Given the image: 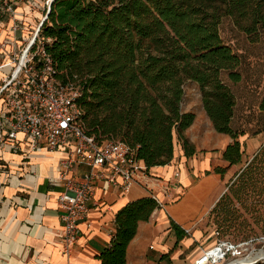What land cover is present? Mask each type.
Returning <instances> with one entry per match:
<instances>
[{"label":"trees","instance_id":"1","mask_svg":"<svg viewBox=\"0 0 264 264\" xmlns=\"http://www.w3.org/2000/svg\"><path fill=\"white\" fill-rule=\"evenodd\" d=\"M43 16L33 45H45L61 82L80 88L84 127L98 143H126L146 171L169 164L176 143L186 158L193 156L185 130L194 114L181 109L183 85L192 81L213 128L231 138L221 159L240 162L238 138L245 132L232 127L236 103L222 75L238 83L241 57L222 41L219 24L232 17L247 35L256 36L264 31V0H53ZM258 107L264 112V97ZM258 176H264V148L236 181L245 186ZM156 209L151 196L120 208L113 235L97 255L100 264H126L138 223ZM170 228L178 241L188 236L173 221Z\"/></svg>","mask_w":264,"mask_h":264},{"label":"crops","instance_id":"2","mask_svg":"<svg viewBox=\"0 0 264 264\" xmlns=\"http://www.w3.org/2000/svg\"><path fill=\"white\" fill-rule=\"evenodd\" d=\"M15 4L25 23L32 22L45 9L31 8V0L21 4L15 1ZM4 21L9 33L14 35L9 27L13 20L5 17ZM1 32L4 29L0 31V40L4 37ZM181 109L194 114L185 136L196 152L186 158L180 144L176 143L174 158L169 164L150 167L151 175L165 181H173L174 172L178 171L174 188L178 200L154 210L149 220L138 223L136 234L126 250V264H184L182 260H185L190 246L203 237L201 230L191 229L188 236L178 241L168 217L184 230H190L184 226L190 225L209 207L220 176L207 171H210L212 161H223L221 151L231 138L213 128L203 107L198 112ZM64 156L60 150L40 148L30 151L24 145L16 152L0 149V264H100L97 255L108 244L110 233L115 229L116 212L128 202L150 195V180L147 187L134 184L125 193L106 181H97L93 200L89 203L90 224H79L81 233L66 252L60 236L62 226L57 209L62 185L52 182ZM85 170L87 168L81 166L74 172L80 175ZM153 189L161 197L159 189ZM198 230L200 235L196 236ZM200 248L201 252L207 249L206 246ZM197 256L194 250L187 264H193L199 258Z\"/></svg>","mask_w":264,"mask_h":264},{"label":"built area","instance_id":"3","mask_svg":"<svg viewBox=\"0 0 264 264\" xmlns=\"http://www.w3.org/2000/svg\"><path fill=\"white\" fill-rule=\"evenodd\" d=\"M4 16L15 17L13 0H0V31L4 27ZM41 23L26 45H4V39L0 40V149L16 152L24 145L30 151L43 148L64 152L59 162L61 168L52 182L62 185L57 209L62 226L60 236L67 252L81 233L79 224H90L89 203L97 181H106L125 193L134 184L147 187L150 180L149 196L157 203V209H163L178 200L174 195L178 171L174 172L173 181H165L146 171L126 143L119 140L98 143L86 133L83 110L77 104L80 88L61 82L45 45H33ZM17 28L14 24L13 29ZM81 166L87 170L76 174L74 171ZM153 188L159 189L161 197ZM246 245L247 242L215 240L194 264L204 259L205 264H228L246 259L253 255L250 252L239 256V249ZM215 250L218 256L211 255Z\"/></svg>","mask_w":264,"mask_h":264},{"label":"rangeland","instance_id":"4","mask_svg":"<svg viewBox=\"0 0 264 264\" xmlns=\"http://www.w3.org/2000/svg\"><path fill=\"white\" fill-rule=\"evenodd\" d=\"M15 1L21 4L26 0H13L14 3ZM47 1L31 0V8H46ZM17 7L15 4V17L11 18L13 23L9 27L14 35L19 37L10 34L8 25L4 24V45H26L34 36L43 17L42 11L32 22L25 23L24 16L17 15ZM14 24L17 29H13ZM219 35L222 41L241 57V80L232 84L225 75H222V79L229 84L235 98L232 127L238 132H245L238 138L242 156L236 165H229L226 161L211 162L208 174L215 173L216 167L224 169V172L216 173L220 179L209 207L198 214L190 225L184 226L190 229V233L191 229H199L203 233L200 242L190 246L185 260H182L184 264L188 263L194 250L199 256L202 253L200 247L209 248L216 239L247 241V245L239 249L240 257L264 250V176L255 177L246 182L245 186L236 181L238 174L250 163L254 155L264 148V133L260 132L264 130V112L258 107L264 97V31L258 32L256 36L247 35L232 17H223L219 24ZM18 39L21 42L18 43ZM183 89L181 108L195 112L202 110L198 85L186 81ZM168 218L171 222L172 219ZM199 230L195 232L196 236L200 235ZM209 235V239L204 242ZM202 242L204 243L200 245ZM259 262L258 264H264V261Z\"/></svg>","mask_w":264,"mask_h":264},{"label":"bare ground","instance_id":"5","mask_svg":"<svg viewBox=\"0 0 264 264\" xmlns=\"http://www.w3.org/2000/svg\"><path fill=\"white\" fill-rule=\"evenodd\" d=\"M50 1H51V0H48V3H50ZM18 15H20V14H18ZM42 19H44V16L42 17ZM42 19H41V21H42ZM1 33H2V32H1ZM3 33H4V32H3ZM211 255H212V256H218V255H219L218 250H215V251L211 252ZM202 258H203V256L201 257V259H202ZM255 258L264 259V250H259L258 252L254 253L253 255H251L250 257L246 258L245 260H246V261H251V260H253V259H255ZM198 259H200V258H198ZM195 261H196V260H195ZM195 261H194V262H195ZM240 262H243V259H238V260L232 261V262H230V263H228V264H240ZM193 264H194V263H193ZM197 264H205V259L202 260L201 262L197 263Z\"/></svg>","mask_w":264,"mask_h":264},{"label":"water","instance_id":"6","mask_svg":"<svg viewBox=\"0 0 264 264\" xmlns=\"http://www.w3.org/2000/svg\"><path fill=\"white\" fill-rule=\"evenodd\" d=\"M53 0H51L50 1V3H48V6H47V12H48V10L50 9V5H51V2H52ZM46 18V16H44V19ZM44 19H42V21L41 22H43V20ZM233 261H235V260H233ZM259 261H264V259H260V258H255V259H253V260H251V261H246L245 259H243V262H240V264H256L257 262H259ZM232 262V261H231ZM230 263V262H229Z\"/></svg>","mask_w":264,"mask_h":264}]
</instances>
